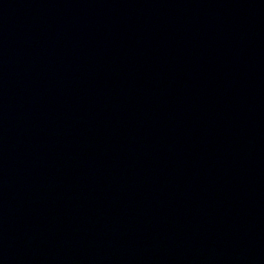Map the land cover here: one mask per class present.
Returning <instances> with one entry per match:
<instances>
[{
    "label": "water",
    "instance_id": "water-1",
    "mask_svg": "<svg viewBox=\"0 0 264 264\" xmlns=\"http://www.w3.org/2000/svg\"><path fill=\"white\" fill-rule=\"evenodd\" d=\"M0 264H264V0H0Z\"/></svg>",
    "mask_w": 264,
    "mask_h": 264
}]
</instances>
